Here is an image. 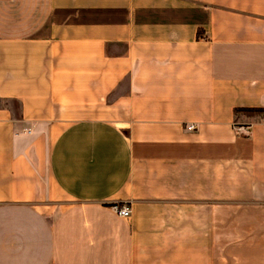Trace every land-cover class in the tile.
<instances>
[{
    "label": "crops",
    "instance_id": "0c3cea01",
    "mask_svg": "<svg viewBox=\"0 0 264 264\" xmlns=\"http://www.w3.org/2000/svg\"><path fill=\"white\" fill-rule=\"evenodd\" d=\"M236 108L264 109V0H0V264H264Z\"/></svg>",
    "mask_w": 264,
    "mask_h": 264
},
{
    "label": "built area",
    "instance_id": "2783aa9c",
    "mask_svg": "<svg viewBox=\"0 0 264 264\" xmlns=\"http://www.w3.org/2000/svg\"><path fill=\"white\" fill-rule=\"evenodd\" d=\"M259 120L261 122H264V115H262ZM237 130L239 132H245L247 133V131L249 130L250 127H244V126H237ZM197 127L194 124H191L188 126L187 130L188 131H193L195 130ZM112 206V210L115 212V214H117L119 217L123 218V219H130L132 217L133 211H132V207L129 205V203H114L111 205Z\"/></svg>",
    "mask_w": 264,
    "mask_h": 264
},
{
    "label": "trees",
    "instance_id": "16d2710c",
    "mask_svg": "<svg viewBox=\"0 0 264 264\" xmlns=\"http://www.w3.org/2000/svg\"><path fill=\"white\" fill-rule=\"evenodd\" d=\"M235 123H237L238 117L243 116L248 119L260 118L264 115V109H251V108H236L234 109ZM250 127V125L248 126Z\"/></svg>",
    "mask_w": 264,
    "mask_h": 264
},
{
    "label": "rangeland",
    "instance_id": "374dc122",
    "mask_svg": "<svg viewBox=\"0 0 264 264\" xmlns=\"http://www.w3.org/2000/svg\"><path fill=\"white\" fill-rule=\"evenodd\" d=\"M68 125V123H63V125L58 126L57 128H55L53 130V132L51 133V137H50V144H52L55 140V138L61 133V131L64 129V127H66Z\"/></svg>",
    "mask_w": 264,
    "mask_h": 264
}]
</instances>
